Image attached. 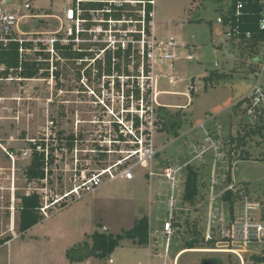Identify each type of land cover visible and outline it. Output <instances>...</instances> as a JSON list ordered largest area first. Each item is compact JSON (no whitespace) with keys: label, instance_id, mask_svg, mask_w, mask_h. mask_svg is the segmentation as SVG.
Returning a JSON list of instances; mask_svg holds the SVG:
<instances>
[{"label":"rangeland","instance_id":"obj_1","mask_svg":"<svg viewBox=\"0 0 264 264\" xmlns=\"http://www.w3.org/2000/svg\"><path fill=\"white\" fill-rule=\"evenodd\" d=\"M2 0H0L1 3ZM2 5L12 9L19 17L21 30L47 35L57 29L56 16L64 17L65 8L70 7L69 0H4ZM29 9L24 8L25 3ZM216 3L211 0L200 2L192 0H155L154 30L159 37L172 35L178 44L177 58L171 62L173 83L168 82L167 66L157 64L155 73L162 71L157 78V87L162 89L158 101L168 107L171 112L181 110L180 118L174 116V122L181 121L176 128L178 135L171 132L158 131L155 141L162 150L153 161L151 181L144 176L141 168L135 170L132 180L118 178L103 183L96 190L64 206H53L48 209V217L34 225L20 236L18 232V194L25 193L39 185L37 181L29 183L24 178V169L29 163V153L23 155V150L29 146L30 140H38L44 134L48 120L54 121L55 130L70 133L75 127V121L81 120L79 126L83 131L94 126L88 120L97 115L88 87L99 89L102 77L93 70L88 61L80 63L74 59L58 61L59 76L34 77L20 79L10 75L0 79V238L14 237L9 244H0V264H161L165 258L167 264H200L203 258L220 259L223 264H254L250 259L252 253L264 249V240L250 246L248 251L241 253V259L234 253L206 250L208 248L184 249L174 260L175 254L183 248V239L188 238L185 232V220H196L202 234L211 219V234L219 238L225 235L226 224L245 215V202L249 203V216L262 218L264 216V160L262 148L256 144L258 137L248 141L246 149L250 153L248 159L233 160L231 168V184L233 192L242 183L248 182V193L239 196L234 204V216L228 213V202L220 195L212 202L209 210V179L217 176L219 181L214 186L216 195L227 184L223 181L227 170L228 133L235 134L240 122L251 118L241 111L232 109L233 102L246 95L255 82L264 87V64L257 72H250L249 58L243 60L240 53L233 48L224 36L223 27L217 18ZM48 15V16H47ZM202 21H191L194 18ZM224 28V29H223ZM35 36V35H26ZM258 59V58H257ZM235 68L232 79L220 80L214 87L204 89L203 76L210 69L230 71ZM193 92L189 91L191 80ZM171 119V118H170ZM168 118V122H171ZM204 128L213 136H218L222 142L218 153L221 159L214 162V152L209 150L198 160L196 155L204 145ZM7 152L13 153L12 160ZM202 165L205 189L204 200L195 206L183 204L184 172L178 175L179 188L174 193L177 199L175 218L180 221L174 235L168 242V255L164 256L166 237L161 234L163 223L168 218L167 200L170 190L163 176V168L168 164ZM52 181L64 179L60 191L68 186V173L52 169ZM14 191H10V187ZM62 189V190H61ZM13 192L15 197L13 198ZM13 205L10 214L9 206ZM146 215L149 219V245L133 247L132 242L122 239L115 250L104 258L91 256L80 261H69L66 250L74 244L86 240L87 234L97 229V222L111 233L128 229L133 222ZM223 218L224 226L219 224ZM264 224V217L262 218ZM223 234V235H222ZM17 235V236H15ZM157 249H154V241ZM83 241V242H84ZM219 243V244H218ZM217 242L215 249H221ZM182 250V249H181ZM264 264V262L259 263Z\"/></svg>","mask_w":264,"mask_h":264},{"label":"built area","instance_id":"obj_2","mask_svg":"<svg viewBox=\"0 0 264 264\" xmlns=\"http://www.w3.org/2000/svg\"><path fill=\"white\" fill-rule=\"evenodd\" d=\"M69 2L70 7L63 11L64 17L56 16L58 28L47 35H43V32L39 35L38 31L21 30L19 27L21 19L29 18L30 15L19 17L12 9L2 5L5 3L4 0L0 3V41L18 42L20 58L24 61L47 62L48 67L40 69V73L47 70L53 80L57 70L56 62L64 59L60 55V50L67 47L73 52L86 54L77 61L80 63L88 61L98 74L100 69L97 63L101 65V75L97 74L102 77L99 89L88 87V94L90 98L93 97L90 100L94 107L99 109L93 110L97 115L88 120L94 127L87 132L83 131L79 126L81 120L77 119L74 129L70 132L73 137L69 145L65 139L67 133L59 134L58 131L61 130H55L54 121L50 119L44 134L38 139L40 142L30 140L36 146V151L43 154L44 178L38 181L39 185L36 187L29 186L25 194L31 192L39 194V210L45 217H48L49 208L63 204L66 206L67 203L96 190L107 181L118 178L132 180L137 168L143 169L148 181H151L155 174L153 161L162 150L155 141V134L158 132V108L166 107L158 101L159 95L164 91L157 87V78L162 71L155 73V66L168 64L163 75L167 76L169 83H173L171 62L177 58L176 38L172 35L159 37L155 34V0H69ZM24 8L29 9L30 4L25 3ZM217 21L220 23L219 18ZM258 22L264 27V7ZM229 36L230 33L227 32L225 37ZM26 43L29 45H25ZM107 56L110 57V72L105 69ZM245 96L247 98L244 104L245 113L252 119L255 117L256 108L264 104V87L255 82ZM198 126L205 132V147L199 149L196 158L199 160L203 154L211 150L214 152L213 161H218L221 159V154L218 153L222 146L220 138L208 132L203 123ZM7 153L14 160L13 153ZM28 153L30 157V147L23 150V155ZM188 164L190 163L168 164L163 168L162 174L170 190L167 200L168 218L163 223L161 231L166 237L164 256L168 255V242L176 231L172 220L176 217L177 199L174 193L180 186L178 175L184 172L185 178ZM52 169L69 174L68 186H65L63 192L60 191V187L65 180L57 177L52 181ZM218 181L217 176H211L209 179L210 213L212 202L219 195L227 190H234L232 184H227L215 195L214 186ZM9 189L14 191L12 186ZM14 197L13 192L12 199ZM249 207V203L245 202L244 217L235 218L226 224L225 235L222 234L225 240L218 241L223 242L220 244L225 247L206 250L234 253L241 259V253L263 241L262 218L249 216L247 214ZM8 208L12 214L13 205L10 204ZM214 221L211 219L206 228V239L212 236L211 228ZM219 224L224 226L223 218L219 220ZM178 255H175L174 260ZM161 264H167L165 258Z\"/></svg>","mask_w":264,"mask_h":264},{"label":"trees","instance_id":"obj_3","mask_svg":"<svg viewBox=\"0 0 264 264\" xmlns=\"http://www.w3.org/2000/svg\"><path fill=\"white\" fill-rule=\"evenodd\" d=\"M200 2L202 0H192ZM216 3L215 9L219 13L218 18L220 24L226 27L224 30V36L227 32L230 33L229 37H225L230 45L240 53L243 60L249 58L250 72H257L259 66L264 64V27H261L258 20L264 7V0H211ZM191 21H202L201 18H194ZM224 29V28H223ZM25 45H29L26 43ZM20 44L15 41H9L3 43L0 41V79H6L10 75H15L20 78H34L48 76L47 70H43L40 73V69L48 67L47 62L24 61L20 58L19 53ZM60 55L64 59H82L86 54L73 52L70 47L60 50ZM47 56L46 54H43ZM258 58V59H257ZM57 64V62H56ZM100 71L98 75H101V65L97 63ZM118 67V66H117ZM105 69L110 72V57L107 56V62ZM237 70L235 68L230 71H219L218 69H210L206 75L203 76L204 89L207 87H214L220 80L232 79L234 73ZM59 76V72L55 71V78ZM193 79L191 80L189 91L193 92L192 86ZM247 98L245 95L238 97L232 104V109L238 111L241 106L245 104ZM159 118L157 121L158 131L171 132L177 136V127L180 126L181 121L174 122L172 118L177 116L180 118L182 112L180 109L175 112L167 107H159ZM245 111V109H241ZM168 118L171 122H168ZM174 124V125H173ZM173 125V127H172ZM240 127L235 134L228 133V150H227V170L223 181L226 184H231V168L233 160L248 159L250 153L245 148L248 141L258 137L256 144L262 148L261 156L264 160V104L256 108L255 117L250 121L240 122ZM62 134V131H58ZM73 135L71 133L65 136L68 140V144H71ZM40 141L37 140V143ZM31 148V154L29 157V163L24 169V178L27 182L40 181L44 178V159L43 154L36 151L35 145L29 142ZM202 165L188 164L186 167L183 191L181 196V202L195 206L198 202H202L205 197V189L207 185L203 180V172L200 171ZM248 193V182H244L241 186L233 192L227 190L222 193L221 197L228 202V213L233 219L234 216V204L239 196ZM18 232L20 236H23L24 232L30 229L32 226L39 223L44 217L40 213V196L36 192L29 194H18ZM64 207L65 204H63ZM263 218V213L261 215ZM97 229L92 231L88 237L90 243L84 241L82 243L74 244L71 248L66 250V256L69 261H80L84 258L96 256L104 258L109 256L115 248L119 245L122 239L131 240L137 245H147L149 241V219L146 215L137 218L131 227L118 233L107 232L106 230H100L102 228L101 222H97ZM173 226H179L180 221L174 218L172 220ZM185 232L188 233V238L183 239V248H214L216 242L225 240V236L216 238L210 236L205 238L198 222L194 219L189 221L185 220ZM11 237L0 238V244L7 242ZM250 259L254 264L264 262V249L259 253H252ZM208 261L210 264H223L220 259L215 258H203L201 262ZM201 264V263H200Z\"/></svg>","mask_w":264,"mask_h":264},{"label":"crops","instance_id":"obj_4","mask_svg":"<svg viewBox=\"0 0 264 264\" xmlns=\"http://www.w3.org/2000/svg\"><path fill=\"white\" fill-rule=\"evenodd\" d=\"M144 176H145V174H144ZM32 227H33V226H32ZM32 227H31V228H32ZM31 228H30V229H31ZM87 235H89V234H87ZM15 236H17V235H15ZM13 238H14V237H12L11 239H9L6 243L9 244V242H10ZM83 241H84V240H83ZM83 241H82V242H83ZM85 241H86V240H85ZM130 241H131V240H130ZM131 242H132V241H131ZM149 244H151V243H150V238H149V241H148V244H147V245H149ZM132 245H133V247L135 246V249H136V247H137V248L140 247V245L134 244L133 242H132ZM147 245H146V246H147ZM142 246L145 247V245H142ZM151 246H153V245L151 244ZM116 248H117V247H116ZM153 248H154V249H157V241H156V239H155V241H154V247H153ZM182 251H183V250L180 249L179 251H177V253H176L175 255L180 254ZM138 264H140V262H138Z\"/></svg>","mask_w":264,"mask_h":264},{"label":"water","instance_id":"obj_5","mask_svg":"<svg viewBox=\"0 0 264 264\" xmlns=\"http://www.w3.org/2000/svg\"><path fill=\"white\" fill-rule=\"evenodd\" d=\"M173 125H172V127H173ZM201 264H210V263L208 261H205V262H201Z\"/></svg>","mask_w":264,"mask_h":264}]
</instances>
